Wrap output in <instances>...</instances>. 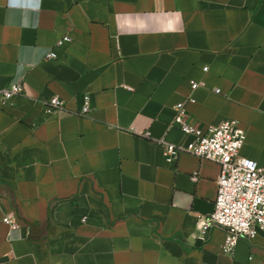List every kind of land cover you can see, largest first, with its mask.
Segmentation results:
<instances>
[{
	"label": "crops",
	"instance_id": "1",
	"mask_svg": "<svg viewBox=\"0 0 264 264\" xmlns=\"http://www.w3.org/2000/svg\"><path fill=\"white\" fill-rule=\"evenodd\" d=\"M180 104L205 133L239 122L264 167V0H0V264H264V233L226 255L201 227L219 165L166 164L193 143Z\"/></svg>",
	"mask_w": 264,
	"mask_h": 264
},
{
	"label": "built area",
	"instance_id": "2",
	"mask_svg": "<svg viewBox=\"0 0 264 264\" xmlns=\"http://www.w3.org/2000/svg\"><path fill=\"white\" fill-rule=\"evenodd\" d=\"M71 42L65 37L59 45ZM49 59H55L51 52ZM208 71V68L205 69ZM200 84L192 82V90L200 88ZM24 91L21 83L13 84L1 92V104L8 105L10 100ZM215 93L222 94L220 89ZM190 102H194L191 97ZM48 112L65 110V103L59 97H52L45 101ZM91 110V98L84 97V107L81 115L86 116ZM185 105L177 106L175 125L193 138L189 149L169 143H163L164 157L167 165L176 163L183 152H189L203 161L219 165L220 177L218 180V194L214 213L201 219V227L208 231L212 228H221L227 232V239L223 246L226 255H233L241 238L254 239L258 234L264 233V167L252 159L241 156L247 135L241 130L239 122L226 120L219 126L204 132L197 125L186 121ZM149 137L147 133L141 134ZM11 229H17V223L10 217L3 221Z\"/></svg>",
	"mask_w": 264,
	"mask_h": 264
}]
</instances>
